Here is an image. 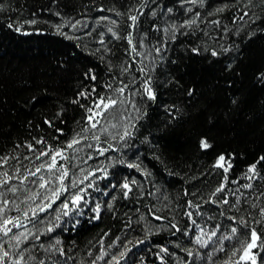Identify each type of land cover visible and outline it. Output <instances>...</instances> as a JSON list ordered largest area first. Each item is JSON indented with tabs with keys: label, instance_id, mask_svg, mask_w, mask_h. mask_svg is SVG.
I'll return each mask as SVG.
<instances>
[{
	"label": "snow or ice",
	"instance_id": "snow-or-ice-1",
	"mask_svg": "<svg viewBox=\"0 0 264 264\" xmlns=\"http://www.w3.org/2000/svg\"><path fill=\"white\" fill-rule=\"evenodd\" d=\"M89 3L100 13L114 15L73 18L56 11L55 15L61 19L54 24L32 14L16 22L5 19L7 26L17 33L54 29L105 63L109 75L101 82L92 65H83L77 70L78 83L73 95L62 98L53 113L42 116L40 124L27 122L32 129L41 124L51 128L56 135L49 139L38 133L16 140L11 148L0 152V264H144L134 256L129 259V245L133 239L135 245L143 244L152 234L164 231L173 236L180 234L181 239L174 241L179 251L160 244L154 253L160 264H264V253L258 259L256 251L264 248V191H261L264 153L246 163L239 177L230 178L229 170L237 153L219 152L209 169L201 173L214 174L217 168L221 170L215 186H206L207 192L184 188L183 196L192 198L186 199L182 206L171 208L163 204L157 208L151 203L145 206L153 221H163L166 226L137 223L143 238L116 236L105 247L104 237L108 233H102L97 241L98 251L94 253L89 247L86 259H78L73 251L76 245L63 239L61 234L77 229L82 217L99 220L104 209L112 210L115 197L94 200V192L111 195L107 191L111 187L112 191L120 188L124 199L133 196L134 189L136 196H145L136 180L127 176L117 180L116 173L124 165L138 170L145 178L153 175L144 166L135 145L153 143L145 120L151 106L159 100L160 75L173 62L168 55L170 47L183 43L185 51L211 59L220 66L226 84L232 85L229 74L238 68L243 52L240 45L246 39L264 35V0L259 4L256 0H239V3L237 0H128L127 4L124 0H102L98 4L89 0ZM236 7L240 11L228 16ZM255 8H259V14ZM9 10L11 5L0 0V14ZM237 19L241 21L239 27L234 26ZM93 20L95 28L90 27L89 22ZM121 22L124 28L120 27ZM43 23L49 27H42ZM84 37H88V42ZM213 37L214 42H210ZM118 41L125 42L121 56H116ZM67 63L66 59L60 60L57 66ZM255 75L257 82L264 84V69L257 70ZM164 82L180 84L175 76L170 79L166 76ZM184 91L192 97L199 90L193 84ZM224 96L227 115L239 106L241 98L239 94H229L227 88ZM29 99L33 102L28 105L31 108L40 100L35 94ZM69 105L81 109V116L71 129H66L61 125L66 123L64 114ZM162 107L172 118L183 111L175 102ZM216 119L215 112L209 113L210 126ZM198 145L210 151L214 142L204 133L199 136ZM129 150H133L131 156ZM229 184L238 187L230 189ZM147 195L154 193L149 191ZM136 203L141 201L137 199ZM208 204L215 206V212L205 211L204 206ZM244 204L248 208L242 214ZM125 217L124 227L131 229L132 221L127 219V214ZM139 220H145V216L141 214Z\"/></svg>",
	"mask_w": 264,
	"mask_h": 264
},
{
	"label": "trees",
	"instance_id": "trees-1",
	"mask_svg": "<svg viewBox=\"0 0 264 264\" xmlns=\"http://www.w3.org/2000/svg\"><path fill=\"white\" fill-rule=\"evenodd\" d=\"M5 2L11 5V10L0 14V152L11 148L16 140L22 141L38 133L46 135L49 139L56 135L51 128L41 124L40 127L32 129L27 122L40 124L42 116L53 113L56 106L61 104L62 98L73 95L75 85L78 83L77 70L83 65H92L101 82L109 75L105 63L95 56L88 55L76 47V41L65 39L54 29L43 33H17L7 26L5 19L10 18L16 22L27 19L32 14L54 24L61 19L55 15L56 11L73 18H79L81 15H114L108 12L100 13L89 0H5ZM95 2L98 4L102 0ZM124 2L127 4L128 0ZM259 2L260 0H256L257 4ZM87 8L92 10L85 11ZM254 10L259 14V8ZM239 11V7H236L227 15H235ZM89 23L91 28L96 27L94 20ZM225 23H228L227 19ZM240 23L241 21L237 19L234 26L239 27ZM41 26L48 28L49 24L43 23ZM120 27L124 28L123 22ZM145 27H148L147 22ZM229 27L233 25L229 24ZM83 39L88 42V37ZM214 40L215 37L210 42ZM124 43L116 42V56L122 55ZM109 47L113 45L109 43ZM240 47L243 52L238 59V68L229 74L233 81L232 85L226 84L220 66L211 59L185 51L183 43H176L170 47L168 55L172 57L173 62L168 63L160 75L159 82L162 86L158 90L159 100L151 106L148 119L145 120L147 132L152 134L153 143L148 146H141L139 143L135 145V148L139 149L138 154L144 166L149 168L153 175L145 178L138 170L124 165H120L116 173L117 180L125 176L130 180H136L146 194L138 197L134 189L133 196L124 199L120 194V188L112 191L109 187L107 191L111 192V195L94 192L92 196L94 200H112L114 196L112 210L104 209L99 220L82 217L77 229L61 234L67 243L76 245L73 251L77 253L78 259H86L85 254L89 247H92L94 253L98 251L97 241L102 233H108L104 237V246L107 247L116 236L124 237L127 234L129 239L143 238L136 227L137 223L143 225L148 222L166 226L163 221H153L147 214L145 206L150 203L155 204L157 208L163 204H168L171 208H176L178 204L182 206L186 199L192 198L183 196L184 188L193 192L196 189L207 192L209 188L206 186H215L221 170L217 168L214 174L201 173L209 169L219 152L237 153L234 166L229 170L230 178L239 177L246 163L258 154L264 153V84L257 82L255 75L257 70L264 69V35H257L250 41L246 39ZM65 59L68 61L66 65L57 66L60 60ZM166 76L169 79L175 76L180 82L179 86L164 82ZM193 84L199 91L189 97L184 89ZM225 88L229 94H239L241 98L239 106L232 108L227 115L224 107ZM32 94L40 98L35 108L28 106L33 103L29 99ZM25 101H28L27 105ZM174 102L183 111L172 118L166 114L162 105ZM212 112L216 113L217 119L215 124L210 126L208 115ZM80 116L81 109L69 105L64 114L66 123L61 126L71 129L74 121ZM204 133H207L214 142V147L210 151H205L198 145V138ZM132 151L129 150V156ZM236 187L238 185L229 184L230 189ZM149 191L154 195L148 196ZM137 199L141 203H136ZM204 207L205 211L215 212V206L211 204ZM247 208L248 204H244L241 213L243 214ZM176 210L180 211L179 208ZM125 214L127 219L132 221L131 229L124 227L127 222ZM141 214L145 216V220H139ZM180 239V234L173 236L168 231L154 233L140 245H135L133 239V244L129 245L131 248L129 259L134 256L137 261L143 260L144 264H160L154 254L159 250L160 244H167L173 250L179 251L175 248L174 241ZM256 251L259 259L260 254L264 253V248ZM180 255L183 256L184 253L181 252Z\"/></svg>",
	"mask_w": 264,
	"mask_h": 264
}]
</instances>
